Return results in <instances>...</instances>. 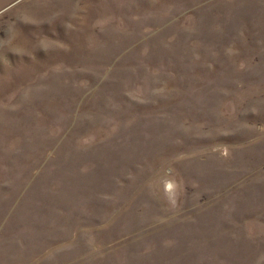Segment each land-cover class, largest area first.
Returning a JSON list of instances; mask_svg holds the SVG:
<instances>
[{"label": "rangeland", "instance_id": "rangeland-1", "mask_svg": "<svg viewBox=\"0 0 264 264\" xmlns=\"http://www.w3.org/2000/svg\"><path fill=\"white\" fill-rule=\"evenodd\" d=\"M0 264H264V0H0Z\"/></svg>", "mask_w": 264, "mask_h": 264}]
</instances>
